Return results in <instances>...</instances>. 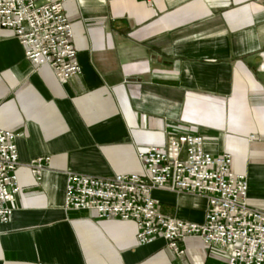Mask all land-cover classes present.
Segmentation results:
<instances>
[{"label":"crops","instance_id":"obj_1","mask_svg":"<svg viewBox=\"0 0 264 264\" xmlns=\"http://www.w3.org/2000/svg\"><path fill=\"white\" fill-rule=\"evenodd\" d=\"M64 12L81 67L66 83L0 27V124L18 133L21 163L0 264H228L230 246L191 236L178 256L163 238L139 244L132 222L66 210V175L139 172V151L201 135L264 209V0H67ZM38 157H50L40 179ZM152 195L167 215L204 220V197Z\"/></svg>","mask_w":264,"mask_h":264},{"label":"built area","instance_id":"obj_2","mask_svg":"<svg viewBox=\"0 0 264 264\" xmlns=\"http://www.w3.org/2000/svg\"><path fill=\"white\" fill-rule=\"evenodd\" d=\"M66 1L0 0V27L15 33L27 60L49 66L62 83L81 72ZM17 137L0 124V226L10 221L20 191ZM138 159L141 171L129 174L68 172L64 208L93 211L98 221L132 222L139 244L163 238L178 256L185 253L183 242L197 236L207 246H230L228 264H264V209L249 203L248 180L232 170L231 154L213 155L201 135L182 134L139 151ZM49 162L50 157H38L28 166L40 179ZM155 189L204 197V220L165 214L152 195Z\"/></svg>","mask_w":264,"mask_h":264}]
</instances>
